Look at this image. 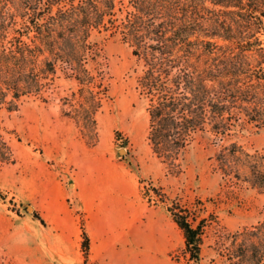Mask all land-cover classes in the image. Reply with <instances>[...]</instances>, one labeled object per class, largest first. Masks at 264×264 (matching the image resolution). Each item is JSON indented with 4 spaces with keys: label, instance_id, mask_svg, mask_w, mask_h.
<instances>
[{
    "label": "trees",
    "instance_id": "obj_1",
    "mask_svg": "<svg viewBox=\"0 0 264 264\" xmlns=\"http://www.w3.org/2000/svg\"><path fill=\"white\" fill-rule=\"evenodd\" d=\"M112 37L141 66L136 88L147 102V140L167 173L180 174L185 151L207 139L223 178L244 171L264 192V155L236 140L247 126H264V0H0V162L17 161L2 115L31 97L58 100L79 138L97 145V114L110 99L103 45ZM153 193L182 232L186 263L199 264L205 220ZM228 241L226 264H264V216Z\"/></svg>",
    "mask_w": 264,
    "mask_h": 264
},
{
    "label": "rangeland",
    "instance_id": "obj_2",
    "mask_svg": "<svg viewBox=\"0 0 264 264\" xmlns=\"http://www.w3.org/2000/svg\"><path fill=\"white\" fill-rule=\"evenodd\" d=\"M103 49L111 75L110 99L97 114L96 146L88 147L79 138L73 122L62 116L58 100L43 103L31 97L18 110L2 115L5 137L17 161L0 162V226H9L5 232L0 231V239L7 238L13 252L9 254L0 246V262L51 264L49 259L37 257L35 249L30 255L22 243L20 229L26 228V219H33V213H38L36 189L41 176L46 174L68 183L75 174V150L81 149L84 153H105L126 161L139 179L144 199L147 203V198L152 200L148 205L155 211V220L166 228V238H157L156 243L148 240L147 244L155 248L146 252L143 248L133 250L131 262L125 264H187L182 232L153 189L166 203L175 200L191 209L198 220H205L199 264H226L223 255L229 247L228 236L262 221L264 192L245 181L244 171L241 179L223 178L216 169L215 149L207 139L199 138L185 151L180 174H168L148 144L147 102L136 88L141 66L118 37L107 39ZM62 85L68 87L66 83ZM236 140L247 151L257 150L264 155V126H247ZM121 150L124 152L120 153ZM12 222L18 226L14 233ZM77 222L83 226V213L77 215Z\"/></svg>",
    "mask_w": 264,
    "mask_h": 264
},
{
    "label": "crops",
    "instance_id": "obj_3",
    "mask_svg": "<svg viewBox=\"0 0 264 264\" xmlns=\"http://www.w3.org/2000/svg\"><path fill=\"white\" fill-rule=\"evenodd\" d=\"M75 174L68 183L46 174L37 186L36 207L43 219H26L20 229L22 243L30 255L49 259L51 264H85L82 252V230L77 215L83 213V224L89 238L87 264H125L131 262L133 250L144 252L148 240L167 237L165 227L155 220V211L143 197L139 179L128 163L105 153H84L76 149ZM12 233L18 226L12 222ZM9 226L1 225L5 232ZM33 244L35 248H33ZM9 254L11 244L0 239Z\"/></svg>",
    "mask_w": 264,
    "mask_h": 264
},
{
    "label": "water",
    "instance_id": "obj_4",
    "mask_svg": "<svg viewBox=\"0 0 264 264\" xmlns=\"http://www.w3.org/2000/svg\"><path fill=\"white\" fill-rule=\"evenodd\" d=\"M123 152H124V150H121V151H120V153H123Z\"/></svg>",
    "mask_w": 264,
    "mask_h": 264
}]
</instances>
